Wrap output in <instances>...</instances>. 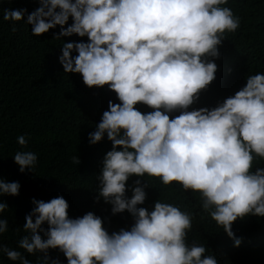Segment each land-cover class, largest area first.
Returning <instances> with one entry per match:
<instances>
[{
  "label": "clouds",
  "instance_id": "9594fccd",
  "mask_svg": "<svg viewBox=\"0 0 264 264\" xmlns=\"http://www.w3.org/2000/svg\"><path fill=\"white\" fill-rule=\"evenodd\" d=\"M27 15L32 34L41 36L57 25L55 39L78 35L88 42L63 43L60 63L66 74H80L88 88L116 94L108 110L89 134L90 144L112 143L102 160L99 197L112 205L113 215L127 211L134 218L130 230L109 232L93 212L70 218L63 197L36 200L26 215L18 241L29 254L59 249L67 264H218L204 246L188 247L191 216L173 203L157 200L149 211L145 188L149 183L131 177L154 178L165 187L179 185L199 193L203 208L224 229L234 246L241 238L233 224L249 215L264 217V74L248 75L246 85L213 109L189 110L202 91L215 81L220 47L241 24L226 6L229 0H39ZM26 9L4 10L3 20L19 22ZM72 18L73 23L68 24ZM15 30V29H14ZM73 52L78 53L73 56ZM152 111L143 113L138 105ZM172 113H179L174 117ZM27 146L24 135L17 137ZM79 164L78 156L73 158ZM21 173L34 169L38 155L17 151ZM19 182L0 178V197L18 196ZM8 209L0 201V214ZM47 223L48 228L43 225ZM8 222L0 219V235ZM40 232L47 239H42ZM10 260L31 264L21 252L2 247Z\"/></svg>",
  "mask_w": 264,
  "mask_h": 264
},
{
  "label": "trees",
  "instance_id": "16d2710c",
  "mask_svg": "<svg viewBox=\"0 0 264 264\" xmlns=\"http://www.w3.org/2000/svg\"><path fill=\"white\" fill-rule=\"evenodd\" d=\"M40 6L39 0H0V178L21 185L18 196L0 197L8 204L0 214V219L8 222V230L0 235V246L21 252L31 264H50L44 253L29 254L18 244L21 237H31L24 225L26 215L35 207L33 198L48 202L63 196L70 206V218L93 212L103 219L109 234L130 230L134 218L127 211L113 215L112 205L99 197L97 177L112 143L106 136L95 145L89 142V134L108 110V102L119 103L116 94L107 87L88 88L80 74L65 73L59 60L63 43L88 42V38L74 34L55 39L61 30L59 25L41 36L33 35L27 15ZM226 6L240 17V28L227 35L220 47L221 56L215 60V81L189 110L213 109L244 87L248 75L264 74V0H229ZM8 9L27 12L22 21H5L3 11ZM72 23L70 18L65 27ZM77 54L73 52V56ZM137 107L143 113L152 111L142 104ZM20 135L26 137V147L18 144ZM17 151L38 155L34 172H20L14 161ZM74 156L79 157V164L73 163ZM257 168H264V160L254 161L253 171ZM136 179L149 183L146 201L138 207L151 211L154 203L161 200L179 206L191 216L192 228L186 238L189 248L204 246L205 255H214L218 264H264V217L249 215L233 224L236 237L242 240L235 247L233 239L211 218L214 209L203 208L199 193L185 191L179 185L165 187L154 178L133 176L128 181V198L133 195ZM43 227L48 228L47 223ZM39 234L47 239L43 232ZM48 256L67 264L59 249H50ZM0 264L21 261L10 260L0 248Z\"/></svg>",
  "mask_w": 264,
  "mask_h": 264
}]
</instances>
